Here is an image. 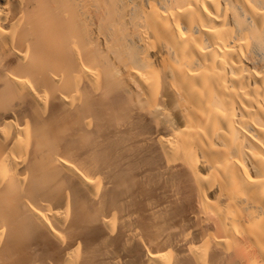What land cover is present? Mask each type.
I'll list each match as a JSON object with an SVG mask.
<instances>
[{"label": "bare ground", "instance_id": "6f19581e", "mask_svg": "<svg viewBox=\"0 0 264 264\" xmlns=\"http://www.w3.org/2000/svg\"><path fill=\"white\" fill-rule=\"evenodd\" d=\"M0 264H264V0H0Z\"/></svg>", "mask_w": 264, "mask_h": 264}]
</instances>
